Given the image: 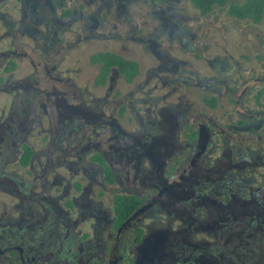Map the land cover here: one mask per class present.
I'll return each instance as SVG.
<instances>
[{
	"label": "flooded vegetation",
	"instance_id": "1",
	"mask_svg": "<svg viewBox=\"0 0 264 264\" xmlns=\"http://www.w3.org/2000/svg\"><path fill=\"white\" fill-rule=\"evenodd\" d=\"M245 1L0 0V264H264Z\"/></svg>",
	"mask_w": 264,
	"mask_h": 264
},
{
	"label": "trees",
	"instance_id": "2",
	"mask_svg": "<svg viewBox=\"0 0 264 264\" xmlns=\"http://www.w3.org/2000/svg\"><path fill=\"white\" fill-rule=\"evenodd\" d=\"M195 4H212L214 1H220L224 3L226 0H193ZM245 5L246 15L250 14L256 17L264 16V0H246ZM117 64L123 71H126L129 66L133 67V73L137 72V64L134 61H127L123 58L116 57ZM134 75V74H133Z\"/></svg>",
	"mask_w": 264,
	"mask_h": 264
},
{
	"label": "rangeland",
	"instance_id": "3",
	"mask_svg": "<svg viewBox=\"0 0 264 264\" xmlns=\"http://www.w3.org/2000/svg\"><path fill=\"white\" fill-rule=\"evenodd\" d=\"M261 32H263L264 33V20H263V22H262V25H261ZM140 53V52H139ZM145 59H146V56H145ZM89 73H86V75H85V77L86 78H89Z\"/></svg>",
	"mask_w": 264,
	"mask_h": 264
}]
</instances>
